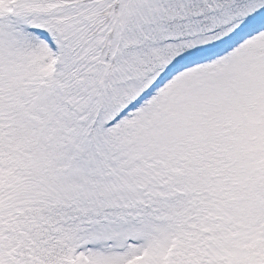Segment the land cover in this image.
I'll return each mask as SVG.
<instances>
[{"label":"snow or ice","instance_id":"6c2138e0","mask_svg":"<svg viewBox=\"0 0 264 264\" xmlns=\"http://www.w3.org/2000/svg\"><path fill=\"white\" fill-rule=\"evenodd\" d=\"M0 264H264V0H0Z\"/></svg>","mask_w":264,"mask_h":264}]
</instances>
